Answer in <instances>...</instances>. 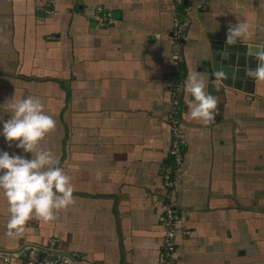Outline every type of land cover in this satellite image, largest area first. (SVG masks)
<instances>
[{"label": "crops", "instance_id": "crops-1", "mask_svg": "<svg viewBox=\"0 0 264 264\" xmlns=\"http://www.w3.org/2000/svg\"><path fill=\"white\" fill-rule=\"evenodd\" d=\"M98 9L110 14L104 26ZM175 19L188 25L178 60ZM238 19L252 35L231 46L254 69L247 44H264V0H0V104L14 94L41 99L56 127L40 147L58 156L76 198L14 239L0 195V264H24L1 256L51 241L86 264H159L156 192L171 165L174 85L183 111L174 264H264V80L218 85L204 66ZM194 71L218 98L208 124L186 114L184 82ZM0 116L7 119L2 108ZM0 149L21 154L3 137Z\"/></svg>", "mask_w": 264, "mask_h": 264}, {"label": "clouds", "instance_id": "clouds-1", "mask_svg": "<svg viewBox=\"0 0 264 264\" xmlns=\"http://www.w3.org/2000/svg\"><path fill=\"white\" fill-rule=\"evenodd\" d=\"M252 35L247 20L229 24L226 44L244 42ZM248 55L256 59L257 66L247 69L246 75L255 81L264 80V44H247ZM205 73L194 71L187 75L184 91L187 115L204 124L214 121L218 98L207 91ZM218 85L225 73H214ZM190 97V98H188ZM7 119L0 116V137L21 154L0 149V195L7 202L9 218L6 235L19 239L28 227V221L39 219L45 223L57 219V214L75 202L71 177L60 166L58 156L50 149L40 147L43 138L56 127L52 115L38 96L28 95L17 99L16 95L0 104ZM30 153V158L24 154Z\"/></svg>", "mask_w": 264, "mask_h": 264}, {"label": "built area", "instance_id": "built-area-1", "mask_svg": "<svg viewBox=\"0 0 264 264\" xmlns=\"http://www.w3.org/2000/svg\"><path fill=\"white\" fill-rule=\"evenodd\" d=\"M188 10V7L187 9ZM111 19L110 14L98 9L95 20L100 26H104ZM187 23L175 19L171 32L173 60L180 57V47L184 41L187 32ZM178 87L172 88L171 100L167 112V121L170 128V146L168 156L171 159V165L164 168L161 175V188L156 192L161 196V212L163 221V237L161 250L158 256L159 264H174L177 224L179 221L178 210V185L177 171L182 166V146H183V111L177 91ZM183 234H187L184 232ZM4 263L11 259H22L24 264H86L77 254H62L55 248V242L51 241L47 246H37L30 243H24L19 250L5 253L1 256Z\"/></svg>", "mask_w": 264, "mask_h": 264}, {"label": "water", "instance_id": "water-1", "mask_svg": "<svg viewBox=\"0 0 264 264\" xmlns=\"http://www.w3.org/2000/svg\"><path fill=\"white\" fill-rule=\"evenodd\" d=\"M241 47L235 48L234 46H227L217 44L214 52L210 55V58L205 62L204 66L209 74L217 71H223L225 78L221 83L225 86H236L237 84H243V80L246 78L245 66L253 68L249 64V59L245 57V51L240 50ZM243 49H246L243 47Z\"/></svg>", "mask_w": 264, "mask_h": 264}, {"label": "trees", "instance_id": "trees-1", "mask_svg": "<svg viewBox=\"0 0 264 264\" xmlns=\"http://www.w3.org/2000/svg\"><path fill=\"white\" fill-rule=\"evenodd\" d=\"M186 1V0H185ZM185 4H186V2H184ZM183 6L185 7V5L183 4ZM183 6H182V8H183Z\"/></svg>", "mask_w": 264, "mask_h": 264}]
</instances>
